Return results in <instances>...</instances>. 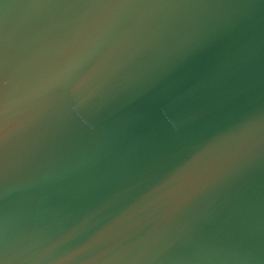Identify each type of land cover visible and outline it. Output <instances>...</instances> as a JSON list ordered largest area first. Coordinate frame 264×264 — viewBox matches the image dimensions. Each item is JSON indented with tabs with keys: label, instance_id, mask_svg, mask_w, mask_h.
Masks as SVG:
<instances>
[{
	"label": "water",
	"instance_id": "water-1",
	"mask_svg": "<svg viewBox=\"0 0 264 264\" xmlns=\"http://www.w3.org/2000/svg\"><path fill=\"white\" fill-rule=\"evenodd\" d=\"M0 264H264V0H0Z\"/></svg>",
	"mask_w": 264,
	"mask_h": 264
}]
</instances>
